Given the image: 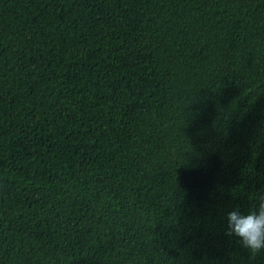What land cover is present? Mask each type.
I'll use <instances>...</instances> for the list:
<instances>
[{
    "label": "trees",
    "instance_id": "16d2710c",
    "mask_svg": "<svg viewBox=\"0 0 264 264\" xmlns=\"http://www.w3.org/2000/svg\"><path fill=\"white\" fill-rule=\"evenodd\" d=\"M264 0H0V264H264Z\"/></svg>",
    "mask_w": 264,
    "mask_h": 264
},
{
    "label": "clouds",
    "instance_id": "9594fccd",
    "mask_svg": "<svg viewBox=\"0 0 264 264\" xmlns=\"http://www.w3.org/2000/svg\"><path fill=\"white\" fill-rule=\"evenodd\" d=\"M226 217V235L238 238L240 244L252 252L264 250V196L248 211L243 212L236 206Z\"/></svg>",
    "mask_w": 264,
    "mask_h": 264
}]
</instances>
